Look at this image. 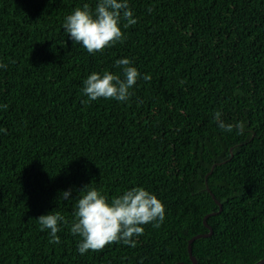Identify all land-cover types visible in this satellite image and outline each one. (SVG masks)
Returning <instances> with one entry per match:
<instances>
[{
    "label": "trees",
    "instance_id": "trees-1",
    "mask_svg": "<svg viewBox=\"0 0 264 264\" xmlns=\"http://www.w3.org/2000/svg\"><path fill=\"white\" fill-rule=\"evenodd\" d=\"M97 2L0 0V264H193L206 216L197 264L260 261L264 0H128L137 23L122 20L123 42L90 54L63 24ZM124 58L140 73L130 98L85 103L86 78L124 79ZM217 112L243 134L220 129ZM137 187L163 203L160 227L81 255L78 199ZM50 213L65 218L59 244L37 219Z\"/></svg>",
    "mask_w": 264,
    "mask_h": 264
},
{
    "label": "clouds",
    "instance_id": "clouds-1",
    "mask_svg": "<svg viewBox=\"0 0 264 264\" xmlns=\"http://www.w3.org/2000/svg\"><path fill=\"white\" fill-rule=\"evenodd\" d=\"M122 20H127L125 27L137 23L128 0H98L94 10L88 4H84L83 8H76L66 17L63 28L75 43L82 44L90 54H94L103 52L117 42H123L125 37L119 26ZM116 65L122 69L124 79L107 71L103 75L93 72L84 81L83 93L88 97L85 103L99 98L121 102L130 98V89L136 84L140 73L131 66V61L127 58L117 60ZM0 68L6 69L7 65L0 63ZM143 79L150 81L151 76L144 75ZM2 107L6 110L8 106ZM215 119L220 129L231 132L236 128L239 129L238 134H243L242 122L236 125L225 124L220 112L215 114ZM70 196V190L62 193L64 200H69ZM74 215L76 220L72 224L71 233L82 237L78 252L83 255L89 250L102 251L106 246L121 241L135 247L133 237L143 235L142 225L152 223L155 227H160L165 217V207L154 194L142 187L124 192L111 203L92 188L78 199ZM37 219L41 230H50L49 242L59 244V224L65 218L59 213H50Z\"/></svg>",
    "mask_w": 264,
    "mask_h": 264
},
{
    "label": "water",
    "instance_id": "water-1",
    "mask_svg": "<svg viewBox=\"0 0 264 264\" xmlns=\"http://www.w3.org/2000/svg\"><path fill=\"white\" fill-rule=\"evenodd\" d=\"M213 168H214V167H213ZM210 173H211V172H210ZM210 192H211V191H210ZM211 194H212V193H211ZM212 196L215 198V196H214L213 194H212ZM215 200H216V198H215ZM216 201H217V200H216ZM217 203L220 205V208H222V204H221L219 201H217ZM207 218H208V216H206L204 223H205V225L207 226V228L210 229V232H209L208 234H198V235L194 236L193 238H191V239L189 240V243H188V252H189V256H190V259H191V261H192L193 264H197V259H196V257L193 255V249H192V244H193V242H194L196 239H199V238H201V237H208V236H210V235L212 234V232H213L212 227H211L210 225H208V223H207ZM176 264H186V263H184V262H180V263H176ZM222 264H226V263H222ZM255 264H264V258L261 259L260 261L256 262Z\"/></svg>",
    "mask_w": 264,
    "mask_h": 264
}]
</instances>
